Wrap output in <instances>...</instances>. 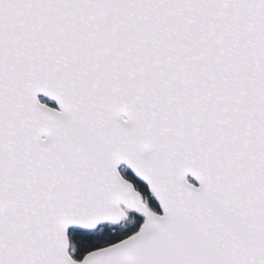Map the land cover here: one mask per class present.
<instances>
[{"label": "snow or ice", "instance_id": "obj_1", "mask_svg": "<svg viewBox=\"0 0 264 264\" xmlns=\"http://www.w3.org/2000/svg\"><path fill=\"white\" fill-rule=\"evenodd\" d=\"M0 264H264V0H0Z\"/></svg>", "mask_w": 264, "mask_h": 264}]
</instances>
